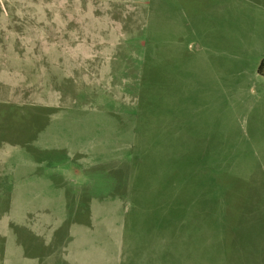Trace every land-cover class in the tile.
<instances>
[{"label":"rangeland","instance_id":"obj_1","mask_svg":"<svg viewBox=\"0 0 264 264\" xmlns=\"http://www.w3.org/2000/svg\"><path fill=\"white\" fill-rule=\"evenodd\" d=\"M262 61L264 0H0V264H264Z\"/></svg>","mask_w":264,"mask_h":264},{"label":"crops","instance_id":"obj_2","mask_svg":"<svg viewBox=\"0 0 264 264\" xmlns=\"http://www.w3.org/2000/svg\"><path fill=\"white\" fill-rule=\"evenodd\" d=\"M87 231H89L88 229H86ZM109 230L111 231V229L109 228ZM100 261L104 262L105 259H101ZM83 261L77 260V264H81ZM104 264H116V261L111 260V256L107 259V261Z\"/></svg>","mask_w":264,"mask_h":264},{"label":"trees","instance_id":"obj_3","mask_svg":"<svg viewBox=\"0 0 264 264\" xmlns=\"http://www.w3.org/2000/svg\"><path fill=\"white\" fill-rule=\"evenodd\" d=\"M263 70H264V61H262V63L259 66V69H258L259 74H262Z\"/></svg>","mask_w":264,"mask_h":264}]
</instances>
